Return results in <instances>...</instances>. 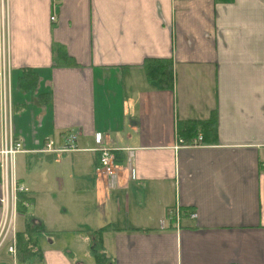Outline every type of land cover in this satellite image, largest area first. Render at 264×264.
Listing matches in <instances>:
<instances>
[{
	"label": "crops",
	"instance_id": "1",
	"mask_svg": "<svg viewBox=\"0 0 264 264\" xmlns=\"http://www.w3.org/2000/svg\"><path fill=\"white\" fill-rule=\"evenodd\" d=\"M6 4L23 146L15 170L43 229L39 252L20 258L3 244L0 264H95L94 230L106 224L113 264H264V0ZM59 48L74 64L58 63ZM147 57L171 58V87L147 77ZM26 67L32 91L15 79ZM212 110L215 135L181 140L179 121ZM70 132L78 148L38 150L47 138L65 145ZM97 132L116 152L115 186L98 168ZM62 179L84 185L56 202ZM174 205L178 223L167 218ZM25 228L18 212L15 234Z\"/></svg>",
	"mask_w": 264,
	"mask_h": 264
},
{
	"label": "built area",
	"instance_id": "2",
	"mask_svg": "<svg viewBox=\"0 0 264 264\" xmlns=\"http://www.w3.org/2000/svg\"><path fill=\"white\" fill-rule=\"evenodd\" d=\"M54 19V15H51ZM8 20H7V4L6 0H0V114L2 123V144L0 147V208L2 216L0 219V246L7 245L11 252H15V220L18 213L17 200L20 192H27L28 186L19 181L15 170V155L18 151L23 150L22 142L13 133L12 115L13 102L11 98V66L8 47ZM96 147L98 150V168L106 174L110 185L115 186L118 178L117 164L115 161L114 149L104 144L102 136L97 137ZM76 134L70 132L66 138V144L54 147L53 140L47 138L44 144L38 149L40 151H63L78 148L75 144ZM201 135L198 136V140ZM194 139L189 143H198ZM130 176L134 177V167L130 165ZM172 208V209H171ZM182 211L179 205L169 208L172 210ZM195 212H190V216H195ZM175 217L176 223L180 220ZM163 222V221H162Z\"/></svg>",
	"mask_w": 264,
	"mask_h": 264
},
{
	"label": "trees",
	"instance_id": "3",
	"mask_svg": "<svg viewBox=\"0 0 264 264\" xmlns=\"http://www.w3.org/2000/svg\"><path fill=\"white\" fill-rule=\"evenodd\" d=\"M58 63L69 65L74 64L75 60L64 51L63 48H59L57 51ZM143 65L146 70L147 77L150 79L156 80L158 86L166 87L173 85V65L171 58L168 57H147ZM36 75V72L32 68H22L15 75V79H19L20 85L25 89L32 91L34 85V80L30 79V76ZM25 78H27L25 80ZM47 92L41 91L39 97L42 94ZM215 123H216V111L212 110L210 115L204 119H186L179 121L178 129L180 132L181 138L184 137L187 139V142H190L193 138L198 135L199 129L202 130L203 135L212 134L215 135ZM193 137L188 139V137ZM116 161L117 155L115 152ZM28 203V204H27ZM29 203H32V197L25 195L23 192L18 194L17 200V210L18 212L24 213L26 217V228L23 231H18L16 233V253L20 258H27L28 256L39 252V243L37 232L43 229V224L40 219L31 212L29 208ZM183 213V210L181 211ZM108 225H104L94 232L96 233L97 240L94 243L93 255L95 257V264H113L114 259L109 257L104 249V245L101 238V232L106 229ZM26 255V256H25Z\"/></svg>",
	"mask_w": 264,
	"mask_h": 264
},
{
	"label": "rangeland",
	"instance_id": "4",
	"mask_svg": "<svg viewBox=\"0 0 264 264\" xmlns=\"http://www.w3.org/2000/svg\"><path fill=\"white\" fill-rule=\"evenodd\" d=\"M63 164H64V161L61 160L58 164H55V166L57 168L59 165H63ZM81 185H84L81 181L75 182V181H72V180L68 179V182H65V179L60 180L55 185H52L53 190L56 193V196L54 197L55 201L57 202L58 199L68 200L69 199V194L71 193L72 189L74 187L76 188V187L81 186ZM73 201H75V198H73ZM19 226L20 225H18V227ZM91 248H92V246H89V244H87L84 247V250L85 251L87 249L90 250Z\"/></svg>",
	"mask_w": 264,
	"mask_h": 264
},
{
	"label": "bare ground",
	"instance_id": "5",
	"mask_svg": "<svg viewBox=\"0 0 264 264\" xmlns=\"http://www.w3.org/2000/svg\"><path fill=\"white\" fill-rule=\"evenodd\" d=\"M199 135H201V139L200 140H198V136ZM194 139H196V140H198V141H201L202 140V134L201 133H198V135L195 137V138H193L192 140H194ZM181 140H182V138H181ZM191 140V141H192ZM189 143V142H188ZM182 215V212L180 211V210H175V209H173L172 210V212H171V214H170V212H168V215H167V218H171V219H173L174 220V218L177 216V217H179V216H181Z\"/></svg>",
	"mask_w": 264,
	"mask_h": 264
}]
</instances>
